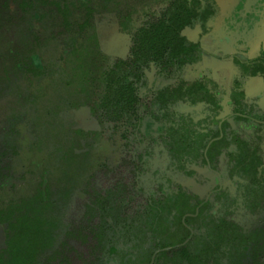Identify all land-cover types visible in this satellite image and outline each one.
<instances>
[{
	"label": "rangeland",
	"instance_id": "1",
	"mask_svg": "<svg viewBox=\"0 0 264 264\" xmlns=\"http://www.w3.org/2000/svg\"><path fill=\"white\" fill-rule=\"evenodd\" d=\"M169 2L0 0V219L6 230L18 219L26 220L17 230H8L6 239L0 228V264H43L62 241L73 249L67 255L71 264H92L91 243L65 236L68 228L86 226L89 193L123 185L129 208L135 209L157 190L159 182L142 185L137 180L136 153L147 140L143 138L138 147L125 125L107 121L101 98L111 62L128 57L132 34ZM240 2L216 0L217 14L207 30L197 26L189 32L188 38L201 45L198 61L179 72L155 68L147 72V87L139 94L140 114L145 117L141 132L151 137L162 129L147 116L152 98L147 90L214 76L221 101L226 95L222 85L231 75L242 82L246 103L255 105L246 113L264 131V86L252 87L244 70L264 53V0H249L245 10L239 9ZM55 3L65 6V16ZM17 50L35 51L39 71H26ZM226 101L219 116L213 117L216 129L222 120L235 116ZM173 109L196 120L208 114L204 103H181ZM250 128L252 136L257 134L255 127ZM154 162L174 183L202 197L224 186L222 174L211 165H190L187 170L192 173H186L167 167L165 157ZM231 219L254 226L263 221L264 211L251 214L240 208Z\"/></svg>",
	"mask_w": 264,
	"mask_h": 264
},
{
	"label": "trees",
	"instance_id": "2",
	"mask_svg": "<svg viewBox=\"0 0 264 264\" xmlns=\"http://www.w3.org/2000/svg\"><path fill=\"white\" fill-rule=\"evenodd\" d=\"M55 5L65 16V6ZM215 13L214 0H171L161 13L147 20L132 34L128 57L113 60L107 68L101 107L107 121L125 125L126 134L135 136L138 147L143 138L147 140L143 150L136 153L138 182L173 183L163 173L159 163L154 162L157 158L165 157L167 167L173 166L186 173H192L187 170L190 165L211 164L225 181L237 185L217 193L214 198L220 203L223 199L241 198L249 210H254L264 200V135H260L264 131L251 118L238 115L226 118L216 129L212 117L219 115L220 106L214 93L217 85L211 78L180 81L176 86L159 89L152 95L147 116L158 125L164 124V129L152 137L141 132L143 117L139 109L138 90L147 87L146 72L155 67L160 72L172 73L198 61L200 44L189 39L188 34L196 26L205 29ZM15 52L26 71H39L40 61L35 51L27 54L18 50ZM250 75L252 87L263 83L264 62L254 66ZM230 97L236 113L247 114L246 108L255 109L252 102L246 103L248 94L238 80L234 82ZM180 102L204 103L209 113L199 120L176 115L171 108ZM250 126L257 127V134L252 136L254 131ZM252 137H255L254 142ZM235 189L236 197L224 194ZM89 194L90 202L84 212L86 226L68 228L65 236L91 243L88 256L92 264H104L107 260H114L117 264L146 263L151 260L156 244L163 247L186 240L188 230L183 228L182 235L170 233V230L172 225L180 224V217L184 214L194 213L197 205L194 201L199 199L196 195L178 190L171 195L153 196L144 211L132 214L126 212L130 197L123 185ZM210 207V204L205 205V209ZM170 216L176 218L170 219ZM25 221L24 218L18 219L17 225L10 226L8 230H17ZM187 222L192 224L196 220L187 219ZM0 224H3L2 219ZM156 238L160 239L158 243ZM261 242H264V230L253 236L245 235L235 223L222 218L213 228L203 229L202 233L196 229L189 243L173 252L179 255V252L188 250L190 264H209L213 259L219 264V258L225 263L238 264L242 263L245 255L241 250L243 246L250 245L259 253L264 246ZM221 245L222 251L216 252ZM72 252L71 246L62 241L48 253L43 263L69 264L71 259L67 255Z\"/></svg>",
	"mask_w": 264,
	"mask_h": 264
},
{
	"label": "flooded vegetation",
	"instance_id": "3",
	"mask_svg": "<svg viewBox=\"0 0 264 264\" xmlns=\"http://www.w3.org/2000/svg\"><path fill=\"white\" fill-rule=\"evenodd\" d=\"M248 1L249 0H241L239 9H241V10L242 9L243 10L247 9L246 6L249 3ZM242 2H243V7L241 8ZM215 3H216V0H214V5H215ZM254 10L255 9H251L250 10V14H252L254 12ZM216 14H217V12L215 13V15ZM210 19L208 20V22L210 21ZM207 25L208 24H206V28L203 29L204 31L207 30V27H208ZM236 25H240V24L239 23H236ZM197 43H199V42H197ZM262 44L264 46V43H262ZM200 48H201V45H200ZM200 52H201V50H200ZM250 62H251V64L250 65H247L246 67H244V70H246V72L248 73L249 78H250V82L249 83H250V85H252L251 84L252 76L250 75V71L257 64L264 62V53H262V52L259 53V56L257 57V59H255L253 61H250ZM246 64H248V63L246 62ZM153 68H155V67H153ZM147 72H146V75H147ZM210 78L215 82V84L217 85V89H218L220 87V85H219L220 83L216 80L217 78H214V76H212ZM208 79H198V80L204 81V80H208ZM235 80H238L239 83H240V85L243 86L242 85V82L240 81V79H238L237 77H234V76L231 75V78L229 79V81L228 82H225L224 85H222L224 87V90L226 92V95L223 98V100L220 101V99H218L219 100V106H220V109L218 110V112H219V114L221 113V111H222V108H221V105L222 104L221 103L224 102L225 99H226L227 100L226 101L227 103L232 104V106H233V113L235 114V116L236 115L242 116V117L247 116L248 118H250V116L247 115L248 113L247 114L236 113L235 110H234V105L231 102L230 91H231V89L234 86ZM180 81H184V80H179L178 83ZM194 81H196V80H194ZM185 82H187V81H185ZM177 84H175V85L171 84V86L173 87V86H176ZM165 86H170V85H165ZM165 86H163V87H165ZM254 86L263 87L264 86V82L261 83L260 85H256L255 84ZM142 88L143 87H141L138 90V93L139 94H140V91H141ZM161 88H158L157 90L149 89L147 91H152V92H149V93L153 95L154 93H156ZM209 88L212 89V86L209 85ZM217 89H215V91ZM215 91H214V93H215ZM216 97H217V95H216ZM259 98H260L261 101H263V99H261V97H259ZM181 103L182 102H180L178 104H181ZM174 107L175 106H173L171 108L172 111L174 112V114L179 115V116H184V117H192L194 120H196L191 115L183 114L181 112H175L174 109H173ZM217 116H219V115H217ZM150 118L153 119L152 117H150ZM144 121H145V117H143V120H142V123H141V128H142V125H143ZM223 121L224 120H222L221 123H223ZM156 125H158L157 122H156ZM159 126H160V128H162L161 129V132H162V130L164 129V124H161ZM142 135H145V136L149 137V135H146L143 132H142ZM207 165H211V164H207ZM142 185H145V184H142ZM236 186L237 185L235 183H230V182L224 181V186L222 188H220V187L219 188H215L214 191L211 193V196L205 198V197H202L201 194H198V193L194 192L190 188H185L182 185L176 184L174 182L173 183H164V182L158 183L156 185V188L158 190H161V192L158 191V190H155V192L149 193L148 200H147V202L145 204H143L142 206H139V207H137L135 209H130L128 207L126 209V212H129V213H132L133 214V213H135L137 211H139V212L144 211L146 209V206L148 204H151V201H152V197L153 196H164V195H168V194L171 195L172 193H177L178 190H181V191H183V192H185L187 194H190V195H196V196L199 197V199H197L196 201H194V203L197 204L194 213H186V214H184L182 217H180V224L172 225V227H171L172 229L170 230V233H176V234L179 233V234L182 235L184 233V231H183V228H184V229L188 230L189 235H188V238L186 240H184L182 242H179V243L165 244V246H163V247L160 244H156V247L157 248H155V250L153 251L151 260L149 262H146V263L145 262H138V263H135V264H190L188 262V257H187L188 250H184L185 252H182V251L179 252V255H177V253L176 252H173V251H175L177 249H180V248L186 246L189 243L190 238L196 233V229L200 233H202V230L203 229L213 228L215 226V224L219 223L220 222V219H222V218L225 219L226 221L228 220V221H232L233 223H235L238 227H240V229L242 230V233L245 234V235L253 236L256 233H258L259 231H263L264 230V223H263L264 222V219H263L262 222L259 220V223H255L256 225L254 224V226H250L248 224H245V225L240 224L237 220L231 219V215L233 213H235L240 208L244 209L245 211H247L248 213H251V214H257L260 211H264V200L262 201L261 205L258 208H255L254 210H251V209L249 210L245 206V200H243L241 198H238V199H233L232 198V199H229V200H224L223 199V201H221V203H220V201H218L217 199L214 198V196L217 193L224 191L226 188H232V187L233 188H236ZM224 194L226 196L228 195V196H232V197H236L238 195L237 192H236V189L235 190H229L228 192H224ZM175 202H179V201H175ZM189 202L192 203L193 200H189ZM128 204H130V201L129 200H128ZM207 204H210V206H211L209 210L208 209H205V205H207ZM169 218L170 219H173V218H176V217L175 216H170ZM187 219H195L196 222H194V223L191 224V223H188L187 222ZM214 221H215V224L213 223ZM3 226H4V224H0V228H2V230H3L2 232H3V234L5 236V239H6V234L8 233L7 232L8 229L6 230ZM158 240H160V239L159 238H156V243H158ZM161 242H162V240H161ZM166 243H169V242H166ZM261 243L264 245V242H261ZM1 247L4 248V249H6V247H4V246H1ZM241 250L243 252H245V255L241 259L242 263H238V264H264V246L261 248V250L259 251V253L257 252V250H255V249L253 250V247L250 246V245L249 246H243L241 248ZM220 251H222V245L219 247V250L216 251V252H220ZM114 252H115V250L112 251V253H114ZM255 256H257V257H255ZM214 260L215 259H213V262H210L209 264H216L214 262ZM218 260H221V262L219 264H230V263H225L222 260V258H219ZM43 264H46V263H43ZM47 264H49V263L47 262ZM69 264H71V263H69ZM104 264H117V263L114 260H107Z\"/></svg>",
	"mask_w": 264,
	"mask_h": 264
}]
</instances>
